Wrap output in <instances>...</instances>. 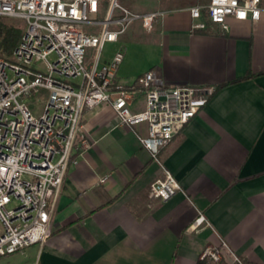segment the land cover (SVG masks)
I'll use <instances>...</instances> for the list:
<instances>
[{
	"label": "crops",
	"instance_id": "1",
	"mask_svg": "<svg viewBox=\"0 0 264 264\" xmlns=\"http://www.w3.org/2000/svg\"><path fill=\"white\" fill-rule=\"evenodd\" d=\"M195 1L119 0L160 16L148 33L133 23L115 44L123 84L153 70L166 86L215 88L157 155L180 191L165 203L149 198L159 168L139 144L143 124L119 125L106 104L86 109L90 147L66 170L50 235L27 248L26 264H199L220 241L244 263L264 264V75L231 83L264 71V0L257 21L227 18L225 31L191 29ZM141 107L137 97L133 110ZM198 214L206 224L194 228Z\"/></svg>",
	"mask_w": 264,
	"mask_h": 264
},
{
	"label": "built area",
	"instance_id": "2",
	"mask_svg": "<svg viewBox=\"0 0 264 264\" xmlns=\"http://www.w3.org/2000/svg\"><path fill=\"white\" fill-rule=\"evenodd\" d=\"M260 0H205L186 11L191 29L226 30L225 20L257 21ZM158 10L131 12L118 0H0V20L22 23L7 57H0V257L40 247L50 235L53 204L66 170L90 147L82 113L108 105L121 126L143 124L140 146L158 165L148 196L165 203L180 191L157 155L207 103L213 86H166L153 70L127 84L116 44L133 23L148 33ZM137 97L142 107L133 110ZM206 224L202 215L192 227ZM246 264L224 241L205 246L199 264Z\"/></svg>",
	"mask_w": 264,
	"mask_h": 264
},
{
	"label": "rangeland",
	"instance_id": "3",
	"mask_svg": "<svg viewBox=\"0 0 264 264\" xmlns=\"http://www.w3.org/2000/svg\"><path fill=\"white\" fill-rule=\"evenodd\" d=\"M203 1L205 0H196L195 2H203ZM0 23L17 29L22 28V23L15 19H2L0 20ZM114 48H115V44H105L102 49V57L108 58L114 51ZM7 56L8 54L0 52V57H7ZM135 56L140 58L141 53L139 52L138 55L136 53ZM27 255H28V250L26 248L24 249V253L16 252L11 255L0 257V264H26L28 262Z\"/></svg>",
	"mask_w": 264,
	"mask_h": 264
},
{
	"label": "trees",
	"instance_id": "4",
	"mask_svg": "<svg viewBox=\"0 0 264 264\" xmlns=\"http://www.w3.org/2000/svg\"><path fill=\"white\" fill-rule=\"evenodd\" d=\"M20 34L21 29L13 28L0 23V52L9 54L11 49L16 45ZM258 75H264V71L259 72L256 75L245 74L242 78L237 79L231 83L239 82Z\"/></svg>",
	"mask_w": 264,
	"mask_h": 264
}]
</instances>
